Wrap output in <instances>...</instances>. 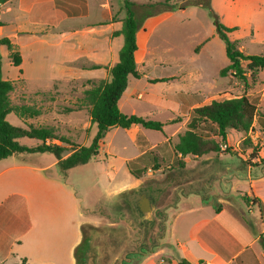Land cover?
Instances as JSON below:
<instances>
[{
	"label": "rangeland",
	"instance_id": "obj_1",
	"mask_svg": "<svg viewBox=\"0 0 264 264\" xmlns=\"http://www.w3.org/2000/svg\"><path fill=\"white\" fill-rule=\"evenodd\" d=\"M111 1L113 6L122 7L123 0ZM139 11L140 16L145 12ZM229 37L244 53H264V41L255 35V31L237 29L230 31ZM148 40L143 63L138 64L144 76H130V89L146 92L145 95L162 96L171 89L187 91L190 86L192 92L203 95V100L197 102L201 105L212 99L245 94L256 105L255 117L247 132L227 130L228 140L226 137L218 152L202 156H178L174 144L178 135L186 129L185 120L190 110L182 111L167 100L157 99L159 105L146 98L122 97L119 109L123 113L165 122V129L152 130L140 126L137 131L132 128L112 127L104 140H100L98 153L88 162L66 170H62L57 164L46 171L47 176L58 175L63 178L77 197L79 209L84 213L83 219L92 222L82 226L85 238L88 239L82 249V264L90 261L92 264H109L112 257L121 258L126 254L130 264H159L162 261L164 264H176L181 258L195 263L197 257H206L205 251L195 241L192 244L187 239L191 232L205 228L203 219L210 218V210L207 212L206 207L202 211L181 214L175 231L169 237L168 219L162 215L164 208L177 201L179 195L189 192L199 199L202 198L203 203L229 198L246 207L241 193L248 190V183L254 180V175L264 174V165L256 168L251 166V170L248 169V164L264 161V68L258 71L254 81L248 79V85L230 74L220 76V68L228 63L225 45L217 36L208 10L199 6L189 5L172 11L156 24ZM172 72H178L181 77L170 81L147 78L168 76ZM97 83L98 81L76 82L69 84V89L63 87L62 91L51 89L45 92L47 103L42 104V107L45 106L43 111L47 125H38V122L32 125L51 127L57 135L67 137L70 144L63 143L66 147L61 153L63 156L69 153L71 147L87 145L91 141L92 131L87 126L89 106L83 102V97L85 90ZM21 84V81L17 82V85ZM24 84L26 90L37 86L36 82ZM70 89L74 93L69 92ZM179 98L176 95L175 100L180 101ZM34 99L32 101L36 105ZM194 102L192 99L193 104ZM174 116L176 117L173 121L176 123H166ZM6 119L12 125L25 126L12 113L7 114ZM172 130L173 136L164 140L165 136H170ZM197 131L205 137L214 136L213 132L204 128ZM135 139L140 144L141 140L157 143L164 141L157 148L147 151L146 155L138 156ZM18 141L29 146L39 143L36 139L26 137L19 138ZM51 142L60 144L58 140ZM40 155L47 160L55 158L49 152ZM138 162L144 166L140 168ZM128 169H143V172L135 177ZM140 193L153 197L156 205L150 224L141 217L137 208ZM15 205L17 211L14 221L19 216L27 217L25 210H22L23 213L19 211V205L23 204L16 202ZM245 220L251 227L250 216L245 217ZM4 229L2 226V230ZM1 237L0 256L3 255V248L7 246V236L1 234ZM140 241H144L142 255L135 258L125 252L135 248ZM177 242L185 246L181 248L177 246ZM87 248H90L87 251L88 257L85 255ZM14 260L15 256L11 255L5 264H13ZM28 264H38V261L33 257Z\"/></svg>",
	"mask_w": 264,
	"mask_h": 264
},
{
	"label": "crops",
	"instance_id": "obj_2",
	"mask_svg": "<svg viewBox=\"0 0 264 264\" xmlns=\"http://www.w3.org/2000/svg\"><path fill=\"white\" fill-rule=\"evenodd\" d=\"M210 3L220 21L233 28L231 32L237 29L255 31V35L264 41V0H210ZM171 12L145 18L137 32L135 61L137 70L143 76L144 72L138 64L143 63L149 34ZM124 16L125 11L121 5L113 6L111 0H0V38L6 37L20 55V63L15 66L9 58L7 47L0 45L2 78L14 82V87L9 92L12 103L34 107V110L23 117L10 113L24 127L36 122L38 125H47L43 111L45 106L42 107V104L47 103L45 92L51 89L62 91L63 87L69 89L68 85L76 82L109 79V67L118 61V52L123 44V36H113L112 32L121 28ZM93 65L98 67L92 68ZM177 73L147 78L170 81L181 77ZM130 76L119 98L118 107L124 96L146 98L157 104V99L167 100L182 111L201 105L192 103L191 95L199 92H192L190 86L187 91L171 89L162 96L145 95L146 92L129 88ZM19 81L21 85H17ZM25 81L36 82L37 86L26 90L23 87ZM68 91L72 92L71 89ZM176 95L180 96V101L175 100ZM171 97L173 99L169 100ZM175 117L168 119L166 123H176L173 121ZM162 123L163 130L166 125L165 122ZM87 126L93 137L96 128L90 124V118ZM140 126L133 125L130 128L139 131ZM174 130L164 140L172 137ZM228 135L229 133L227 140ZM141 142L142 144L135 139L138 156L146 155L147 151L157 148L161 143L146 140ZM41 153L45 152L14 153V156L0 159V239L1 234L7 236V246L3 248L0 264L7 263L11 255L16 259L12 261L13 264H28L33 257L38 264H74L73 253L82 238V226L84 223H92L83 219L84 213L79 209L77 197L63 178L46 175V171L57 165V160L43 159L40 157ZM261 165H264V161L248 164V169ZM143 166L144 164H140V168ZM241 195L249 199L246 202L242 198L246 207L229 198L203 203L202 198L189 192L179 195L177 201L164 208L162 215L169 222V237L175 231L181 214L202 211L206 207L207 212L210 210V218L203 219L205 228L191 232L187 239L195 241L206 255L197 257V261L191 264H197L198 261H203L202 264H264L261 246V242L264 243V174L254 175V180L248 183V190ZM16 202L23 204L19 205V211L23 213L22 210H25L27 217L19 216L14 221ZM209 206L214 208L210 209ZM247 216L252 220L251 227L245 220ZM2 226L5 227L4 230ZM177 246L182 248L185 245L177 242ZM159 263L164 264L163 261Z\"/></svg>",
	"mask_w": 264,
	"mask_h": 264
},
{
	"label": "trees",
	"instance_id": "obj_3",
	"mask_svg": "<svg viewBox=\"0 0 264 264\" xmlns=\"http://www.w3.org/2000/svg\"><path fill=\"white\" fill-rule=\"evenodd\" d=\"M189 5L208 10L217 36L224 42L228 63L219 70V75L230 74L240 79L244 85H248V79L254 81L258 71L264 68V53L248 54L240 50L228 36L233 28L225 26L220 21L217 13L211 7L210 0H183V2L181 0H147L143 2L123 0L122 8L125 11V16L121 20L122 26L119 30L112 32L113 36L119 34L123 36V44L118 52V61L109 67V79H101L84 92L83 102L89 106L90 124L96 128L89 144L71 147L69 153L63 156L61 153L66 149L63 143L70 144V142L67 137L57 135L51 127H36L32 124L20 127L9 123L6 119L8 113L12 112L23 117L34 110V107L29 104L11 102L9 92L13 89L14 82L2 78L0 59V159L14 153L49 152L53 154L60 168L66 170L84 164L94 157L98 153L100 140L112 127L128 129L133 125H141L152 130H162L164 124L158 120L123 113L118 107V101L127 86L128 76L131 75L135 78L141 76L136 68L135 51L137 50L136 35L143 20L162 12L181 10ZM139 10L145 11L142 16H140ZM1 44L7 47L13 65H19L20 55L10 41L6 37H2L0 38ZM97 67V65L92 66V68ZM164 80L166 79L154 81ZM191 96L195 102L203 100V95L200 93H194ZM67 110L73 111V109ZM255 113L256 105L245 94L224 99H212L206 104L193 107L189 112L186 129L178 135L174 150L180 156L188 154L201 156L209 152H218L221 149V143L226 141L227 130L247 132L251 128ZM262 119L264 123V115ZM199 128L213 132L214 136L210 138L203 136L197 131ZM22 137L37 139L39 143L35 146H27L18 141ZM52 140H58L60 144L53 143ZM129 172L133 176L139 177L143 169H129ZM243 199L249 200L246 196ZM261 246L264 252V243L261 242ZM202 263L203 261H198L197 264ZM177 264L191 263L181 258Z\"/></svg>",
	"mask_w": 264,
	"mask_h": 264
},
{
	"label": "flooded vegetation",
	"instance_id": "obj_4",
	"mask_svg": "<svg viewBox=\"0 0 264 264\" xmlns=\"http://www.w3.org/2000/svg\"><path fill=\"white\" fill-rule=\"evenodd\" d=\"M137 208L138 211L140 212L141 217H143V219L146 220L149 224L152 223V215L154 214V209L156 208L153 197L140 193L139 199L137 201ZM143 244L144 241H140L139 243L137 242L135 248L132 247V249L130 250L128 249L127 253L130 254L131 256H135V258L137 256L142 255ZM88 249L90 248H87V250L85 251L86 257H88L89 254L87 253ZM86 264H92V262L90 261L89 263ZM109 264H130V259L127 254L125 256H122L121 258L112 257V259L109 261Z\"/></svg>",
	"mask_w": 264,
	"mask_h": 264
},
{
	"label": "water",
	"instance_id": "obj_5",
	"mask_svg": "<svg viewBox=\"0 0 264 264\" xmlns=\"http://www.w3.org/2000/svg\"><path fill=\"white\" fill-rule=\"evenodd\" d=\"M88 239L85 238V235L82 230V238L79 242V244L75 247L73 257H74V264H82L83 262V252L82 249L87 244Z\"/></svg>",
	"mask_w": 264,
	"mask_h": 264
},
{
	"label": "built area",
	"instance_id": "obj_6",
	"mask_svg": "<svg viewBox=\"0 0 264 264\" xmlns=\"http://www.w3.org/2000/svg\"><path fill=\"white\" fill-rule=\"evenodd\" d=\"M221 148H222V146H221Z\"/></svg>",
	"mask_w": 264,
	"mask_h": 264
}]
</instances>
